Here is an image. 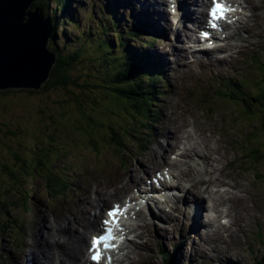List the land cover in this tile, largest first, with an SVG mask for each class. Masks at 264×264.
Wrapping results in <instances>:
<instances>
[{"label": "rangeland", "instance_id": "rangeland-1", "mask_svg": "<svg viewBox=\"0 0 264 264\" xmlns=\"http://www.w3.org/2000/svg\"><path fill=\"white\" fill-rule=\"evenodd\" d=\"M52 1L48 2V12L42 9L44 15L53 18L59 26L49 39L48 48H57L64 55L74 48H81L82 57L67 71L68 76L76 80V84L67 88L52 86L43 89L44 83L37 91L24 88L0 91V264H12V255L23 260L21 255L27 253L31 243L28 248L25 245L36 229L39 238L35 246L38 251L40 247L43 251V238L47 234L53 235L50 226L58 227L55 222H60L61 216L67 214L62 210L71 207L78 194H82L81 191L87 196L88 189L83 186L99 180H114L115 184L119 178L124 180L123 176L137 155L141 161L148 163L146 159L151 156L149 149L158 153L156 143L161 139L164 144L163 132L168 130L167 126L170 127L172 116L177 119L175 128L178 132L186 129L189 133L187 128H191L195 122L197 130L203 135L212 137L218 144L222 143L227 154L221 159L220 169L214 175L220 180H228L233 187L246 190L247 202L252 209L246 206L237 208L238 215L243 214L241 220L239 217L237 219L242 224L241 235L237 233L240 235L238 242L225 243L233 247H229L231 253L227 262L216 257L213 243L204 242L201 226L192 230L184 222L178 221L172 226L160 223L157 230L144 231L143 239L132 238L150 244V247L141 246L148 257H139L136 264H162V247L158 244H163L162 249L166 253L173 254L174 245L179 242L180 248L174 252L178 264H258V259L264 257V35L258 42L261 46L257 44L251 52L232 58L234 70L230 74L233 81L224 75H212L207 79L208 86L200 80L176 77L174 67L168 63L164 65L166 58L156 59L159 67L153 66L155 60L149 51L162 50L163 44L175 41L152 34L156 40L149 45V36H141L143 41L123 37L128 42L127 49H135L139 55L143 54V70L147 69V72H144L142 81L144 86L148 84L149 91L154 92L148 104L142 106V111H147V114L139 117V109L127 111L113 96L105 94L106 89L97 87L105 85L103 79L114 65L112 61L105 64L101 60L103 51L98 48L97 40L103 39L110 44V55L123 52L113 29L103 30L104 34L102 32L105 26L100 21L110 25L112 8L117 9V15L122 18L118 29L123 35L139 18L147 19L137 17L135 8L133 10L128 4H120L119 8L115 0H73L72 13L66 22L62 20L65 18L62 10L58 9L52 14L55 8ZM195 6L194 3L190 8ZM248 6L255 12L264 11V0H249ZM250 27L262 31L264 14H260L259 20ZM242 29L234 32L236 42L224 44L231 55L237 44L247 45L248 35L240 33ZM79 33L83 35L81 40L77 39ZM241 35L243 38H239ZM256 40L253 38L250 46ZM101 45L105 46L106 43L102 41ZM221 53L226 54L224 51ZM196 70L201 71L202 68ZM153 74H158V78L155 79ZM148 75H151L149 80ZM230 92H234L235 97H228ZM253 94L260 96L252 99ZM213 110L216 113L213 114ZM133 115L138 116L134 119ZM109 125L115 129L113 136L108 130ZM111 138L115 139L114 145H111ZM16 154L26 160V167L20 164V159L15 158ZM170 158L180 159L173 153H170ZM157 169L158 165L145 173L140 170V183L148 181L146 186H152L150 179ZM10 170H14V178ZM46 175L59 176L55 186L46 185ZM18 187L20 193H16L17 197L13 196L15 193L12 190ZM57 188H63L62 192L58 193ZM128 188L129 192L121 190L108 201L122 202L127 193L135 192L133 187ZM226 188L223 184L219 186L221 190ZM107 189L112 192L113 184ZM5 190H11L10 196L7 197ZM108 197H104L105 201ZM19 198L21 201L17 202ZM95 209L98 211L97 208L92 211ZM220 209H225V206ZM150 210L157 211L149 208L143 212L148 214ZM166 211H172L170 206H166ZM200 213L201 220H205L207 212ZM44 215V224L49 229L42 227L41 217L44 218ZM226 218L222 216L219 222L230 225L231 218ZM133 219L139 222L140 217L134 213ZM139 231H143L142 226Z\"/></svg>", "mask_w": 264, "mask_h": 264}, {"label": "bare ground", "instance_id": "bare-ground-1", "mask_svg": "<svg viewBox=\"0 0 264 264\" xmlns=\"http://www.w3.org/2000/svg\"><path fill=\"white\" fill-rule=\"evenodd\" d=\"M115 1L119 4V8L120 4H128L133 10L135 8L137 17L142 16L147 19L144 21L139 18L135 23H132L128 30L135 27L138 22H142L148 30L152 29V33L153 31L160 32L153 33L159 38L166 39L167 37L168 41L176 42L169 41L163 44L162 50L152 49L149 51V55L155 60L153 66L159 67L156 59L166 58L164 65L171 64L176 77L200 80L203 84L205 83V86H208L207 79L212 75H224L233 81V76L230 74L234 70V65L231 64L232 58L235 55L251 52L264 35V29L258 32L250 27L259 20L260 14H264V11H253L252 7L248 6L249 0H231V14L223 21L222 29L214 30L209 37L200 36L198 35L199 31H193L191 28L196 23H205L206 18L203 15L202 7L206 0H200L198 7H192V9L190 7L193 4H190V1L196 4L195 0ZM114 11L115 14L118 13L117 10L114 9ZM137 17L131 16L134 20ZM240 28H243L240 33L248 35L247 45L237 44L238 47L231 55L230 49H226L224 44L236 42L237 36L234 35V32ZM239 38H243V35ZM253 38H257L256 43L250 46ZM142 56L143 54L139 55L141 62H143ZM199 67L202 68L201 71L196 70ZM161 80L162 78H160ZM186 87H188L187 84ZM171 120L170 127L167 126L168 130L163 132L165 134L164 144L161 139L156 143L155 149L159 152L156 153L149 149L151 156L146 159L149 161L148 163L141 161V157L137 155L135 162L123 176L124 180L119 178L116 184L114 180H99L95 184L89 183L83 186L82 188L89 190H86L87 196L83 195L81 191L82 194H78V199L71 204V207L62 210L67 214L61 216L60 222H55L59 225L58 227L50 226L53 235L47 234L48 236L43 238L44 243L42 244L45 249L42 251L40 247L38 251L35 246V242L39 238L36 229L33 232L34 235L25 245L28 248L31 243L27 253L21 255L23 260H20L19 256L12 255V264H85L87 258L85 247L89 248L85 237L99 228L103 207L108 204L111 196L118 195L121 190L124 191L130 186L135 189V192L127 193L128 195L123 198L124 204L120 209L118 222L120 230H117L115 242L118 243V248L114 252L111 263L108 262V264H136L139 257H148L141 248L142 245L148 244L145 241L132 240V238L143 239L144 231L148 233L149 229L157 230L160 223H168L172 226L178 221L184 222L192 230L201 226L204 242L206 244L213 243L212 248L214 247L216 257L227 262L231 253L229 247L232 246L231 244L227 246L225 243L238 242L239 238L237 237L241 235L242 224L237 219L243 214L239 216L237 208L246 206V208L252 209L247 202V192L241 187H233L228 183V180L225 181L224 178V180H220L214 175L220 169L221 159L227 154V149L223 147L222 143L218 144L212 137L203 135L201 131L197 130L195 122L190 126L191 128H187L189 133L185 131L186 129L178 132L175 128L177 119L172 116ZM170 153L177 154L181 163H178L179 160L171 159ZM156 165H158V169L154 171V174L161 185L158 192L160 195H164V198L157 201V211H150L149 214L143 211L136 213L140 217L138 222L133 219V211L139 205L138 191L141 184L139 174L141 171L145 173ZM212 179L217 181L213 182ZM110 184H113L112 192L107 189ZM221 184L227 188L219 189ZM144 185L148 188L146 183ZM151 187L154 188L153 184ZM107 195L109 197L105 201L104 197ZM223 205L225 209H220ZM166 206H170L172 211H166ZM93 208H97L98 211L96 209L92 211ZM201 211L207 212L205 220H201ZM222 216L231 218L230 225L219 222ZM247 218L245 217V219ZM41 219L42 227L45 228V215ZM226 220L228 221V218ZM141 226L143 231H139ZM238 232L240 235L237 234ZM66 239L69 241L67 242ZM61 244L62 247H60ZM221 244L224 246L221 247ZM180 245L181 242L174 245L173 254L177 248H180ZM52 246H55L53 250ZM148 246L150 247V244ZM158 246L164 248L163 244H158ZM174 257L176 258V256ZM96 260H98L97 257ZM100 264H104L103 261ZM174 264H178L177 258Z\"/></svg>", "mask_w": 264, "mask_h": 264}, {"label": "trees", "instance_id": "trees-1", "mask_svg": "<svg viewBox=\"0 0 264 264\" xmlns=\"http://www.w3.org/2000/svg\"><path fill=\"white\" fill-rule=\"evenodd\" d=\"M71 1L73 0H53L52 3L55 4V8L52 9L53 12L52 14H55L58 9L62 10V13H64L65 18H62V20L67 22V19H70V15L72 13V7H71ZM49 1L45 0H36L33 2V5L41 6L42 9H44L45 12H48L50 3ZM115 8L110 9V14H111V19H110V25L108 23L100 21L101 24H103L105 27L102 29L103 30H109L113 29L116 32L115 37L118 39V45H120V48L123 50V52L119 51L115 56L110 55L111 50L109 47V43H107L103 39H98V48L103 51L101 53V60L103 62L109 63L110 61L113 62V69L108 70L106 75L107 77L103 79L105 85H98L97 87H102L105 90V94H110L113 96L118 102H120L124 108H127L126 110L130 109H139V117L142 115H146V113L142 111V106L143 104H148V99L150 98L151 93L154 94L153 91H149L148 84L144 86V82L142 81V77L144 76V72H147L146 70H143L144 64L141 62V59L139 58V51L135 49H127L128 47V42L127 40L136 39L140 38V41L142 40L141 36H149L147 39V43L150 45L153 43L154 39L153 33L149 31L146 26L142 22H138L135 27H133L131 30L126 31L125 35H123L121 32H119V24L122 21V18L120 15L118 16L115 14L114 11ZM117 10V9H115ZM46 15H50L49 13H46ZM53 19V18H52ZM53 24V33L52 36L55 35L57 32L59 26L56 24L54 20H52ZM111 26V28H110ZM104 34V32H103ZM82 33H79L77 36L78 40L82 39ZM88 36V35H87ZM125 37L127 40H124ZM91 39V37L89 36ZM89 38L87 40H89ZM94 38V36H93ZM104 41L106 43L105 46L101 45V42ZM146 42V40H145ZM53 43V42H51ZM52 49V47H49ZM57 52V61L54 64L51 72H50V77L49 79L45 82L43 89H48L52 86H58L61 88H67L68 86H71L72 84H76V80L71 79L67 71L69 68H71L77 61H80L82 54H81V48H74L72 49L69 54L64 55L62 54L57 48H55ZM264 69V64L262 65ZM158 76H156L155 79H157ZM151 79V75H148V80ZM79 87H82L80 85ZM236 89V88H235ZM7 92V91H5ZM29 92H34V91H29ZM148 93V94H147ZM226 95V94H225ZM228 97H235L234 92L228 93ZM219 96V95H218ZM260 94H253L251 97L252 99H258ZM248 110V108H246ZM212 110V108H211ZM213 114L216 113L215 110L212 111ZM134 119L138 115H133ZM89 120L92 121V119L89 117ZM147 128V127H145ZM108 130L113 136L115 129L109 125ZM113 139V140H112ZM115 139L111 138V145L115 144ZM122 143L120 144V146ZM15 158L20 161V164L22 166L26 167V160L21 159L18 154H16ZM38 163L41 162L40 159L37 160ZM46 166V165H45ZM12 177L14 178V170L9 171ZM45 183L47 186H55L56 181L59 180V176H51V175H46L45 177ZM18 189L20 187L13 189L12 191L15 193L13 196H16V193H18ZM63 188H57V192L61 193ZM7 191L6 195L7 197L10 196L9 193L11 190H5ZM20 193V192H19ZM18 196V195H17ZM16 196V197H17ZM20 198L18 199L17 202H20ZM160 252H162V259L163 263L162 264H174L175 263V257L174 254H168L166 253L162 248H160ZM166 253V254H165ZM175 258V259H174ZM258 264H264V257L258 259Z\"/></svg>", "mask_w": 264, "mask_h": 264}, {"label": "water", "instance_id": "water-1", "mask_svg": "<svg viewBox=\"0 0 264 264\" xmlns=\"http://www.w3.org/2000/svg\"><path fill=\"white\" fill-rule=\"evenodd\" d=\"M35 1L0 0V91L39 90L57 61L52 19Z\"/></svg>", "mask_w": 264, "mask_h": 264}]
</instances>
